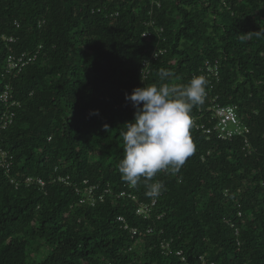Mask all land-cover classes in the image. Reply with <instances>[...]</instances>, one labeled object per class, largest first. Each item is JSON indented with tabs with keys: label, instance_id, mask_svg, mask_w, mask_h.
Instances as JSON below:
<instances>
[{
	"label": "trees",
	"instance_id": "obj_1",
	"mask_svg": "<svg viewBox=\"0 0 264 264\" xmlns=\"http://www.w3.org/2000/svg\"><path fill=\"white\" fill-rule=\"evenodd\" d=\"M159 1L0 0V264H264V0ZM151 10L165 38L156 58L143 37ZM39 46L9 71L10 55ZM207 59L220 80L206 79L191 116L236 106L253 154L192 123L178 171L123 181L126 93L163 83L161 69L186 85Z\"/></svg>",
	"mask_w": 264,
	"mask_h": 264
},
{
	"label": "clouds",
	"instance_id": "obj_2",
	"mask_svg": "<svg viewBox=\"0 0 264 264\" xmlns=\"http://www.w3.org/2000/svg\"><path fill=\"white\" fill-rule=\"evenodd\" d=\"M171 76L170 70L161 69L158 77L163 83L145 84L126 93L135 113L134 120L123 125L124 157L118 170L122 180L132 186L165 169L178 171L194 152L191 113L205 101L207 80L194 76L179 86L166 82ZM141 79L145 81L143 73ZM162 188L160 183L151 184L148 195L158 196Z\"/></svg>",
	"mask_w": 264,
	"mask_h": 264
},
{
	"label": "built area",
	"instance_id": "obj_3",
	"mask_svg": "<svg viewBox=\"0 0 264 264\" xmlns=\"http://www.w3.org/2000/svg\"><path fill=\"white\" fill-rule=\"evenodd\" d=\"M153 4H157L158 7H161V2L159 0H150ZM100 10V9H99ZM150 17L145 21L146 29L143 32V37L150 42L155 48L153 50V58L158 57L160 54L165 52V49L160 47L159 43L165 41L164 38V29L158 27L154 17L153 11H150ZM8 42L12 43L15 42L14 37H8ZM41 46L38 47L35 53L28 54L24 53L20 57H15L14 55H10L8 58V65L9 71L13 70L14 68L22 69L24 66L28 65L30 62L34 61L38 54L41 51ZM152 58L145 60L143 63L142 73L144 74L145 80L150 75V61ZM141 73V74H142ZM209 81L211 87L214 86V83L220 80L219 77V63L218 60H209L207 59L204 63V67L202 70V75ZM206 93H208L206 91ZM208 94H206V97ZM8 100V92H5L2 95V99ZM16 103V102H15ZM210 107L203 113H199L192 118V123L200 129H203L204 132L208 135H216L218 138L225 140V141H232L237 137H240L244 140L243 150L246 154H253V148L251 143L248 139V135L250 133L249 127L244 123L242 118L238 113V109L234 105H221L219 103H215V100L212 102ZM12 121V119H10ZM212 120L214 122H212ZM7 154L0 155V164L2 167L6 168L9 167ZM69 177H61L63 182H66ZM34 178H28V183L34 182ZM13 182V180H12ZM44 184V183H43ZM93 189L91 188L90 191ZM123 196L125 193L122 194ZM133 196V195H130ZM134 197V196H133ZM157 203V198L154 197L151 204L142 205L138 208L137 213L141 215L144 219H147L151 216V210L153 206ZM242 216V214L240 213ZM153 229L148 228L147 232H151ZM138 232L137 229L133 230V234ZM204 260V259H203ZM205 264V262H204ZM213 264V263H211Z\"/></svg>",
	"mask_w": 264,
	"mask_h": 264
}]
</instances>
